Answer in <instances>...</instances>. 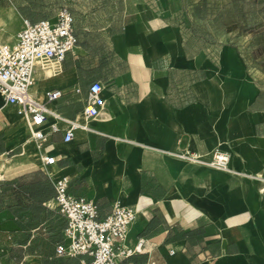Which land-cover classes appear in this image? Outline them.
Segmentation results:
<instances>
[{"label":"crops","instance_id":"0c3cea01","mask_svg":"<svg viewBox=\"0 0 264 264\" xmlns=\"http://www.w3.org/2000/svg\"><path fill=\"white\" fill-rule=\"evenodd\" d=\"M7 1L0 8L16 17L8 43L24 19L56 17L33 18ZM68 3L77 45L36 68L31 92L44 101L60 90L48 108L89 130L64 142L66 125L52 133L49 116L42 149L56 163L45 167L26 122L0 96V251L19 253L9 263L89 259L56 255L68 241L49 174L67 177L68 192L95 202L101 218L117 201L137 211L126 246L144 245L120 264H264V86L246 55L208 38L189 0ZM93 82L105 108L87 120ZM216 149L229 153V171L188 158L207 162Z\"/></svg>","mask_w":264,"mask_h":264},{"label":"built area","instance_id":"2783aa9c","mask_svg":"<svg viewBox=\"0 0 264 264\" xmlns=\"http://www.w3.org/2000/svg\"><path fill=\"white\" fill-rule=\"evenodd\" d=\"M74 22L69 8L61 9L54 20L24 19L15 41L0 44V96L6 104L15 106L17 114L26 122L30 138L36 144L45 167L56 163L55 156L47 155L42 149L47 140L43 127L49 116L55 120L50 125L52 133L61 131L60 122L66 125L64 142L72 141L77 130H89L87 125L63 118L48 108L61 97L60 90L47 92L44 101L35 98L31 92L36 68L46 66L51 61L63 62L76 47ZM102 92L103 85L100 82L90 85L83 111L85 119L97 118L104 110ZM188 158L218 170L229 171L230 155L221 149H216L207 162L196 156ZM48 178L55 189L57 210L66 221L64 237L68 242L57 246L58 257L89 258L82 260L81 264H120V260L142 251L143 240L134 248L126 246L130 229L137 219L135 209L117 201L111 214L101 218L95 202L68 192L67 177L48 174ZM261 194L264 196V188Z\"/></svg>","mask_w":264,"mask_h":264},{"label":"rangeland","instance_id":"374dc122","mask_svg":"<svg viewBox=\"0 0 264 264\" xmlns=\"http://www.w3.org/2000/svg\"><path fill=\"white\" fill-rule=\"evenodd\" d=\"M70 1L12 0V3L20 9L24 6L26 15L31 12L33 18H50L69 8ZM0 3L4 7L9 5L7 0ZM189 6L190 18H197L206 36L218 39L222 45H232L246 55L252 79L264 86V0H189ZM10 13V9L0 8V44L11 41L9 32L16 24V17ZM3 246L4 240L0 239V248ZM12 256L18 257L19 253L0 251V264H10Z\"/></svg>","mask_w":264,"mask_h":264},{"label":"bare ground","instance_id":"6f19581e","mask_svg":"<svg viewBox=\"0 0 264 264\" xmlns=\"http://www.w3.org/2000/svg\"><path fill=\"white\" fill-rule=\"evenodd\" d=\"M7 21H9V20H7ZM54 68V67H53ZM50 72V71H49ZM47 73V72H46ZM48 75H49V73H47ZM50 76V75H49Z\"/></svg>","mask_w":264,"mask_h":264}]
</instances>
